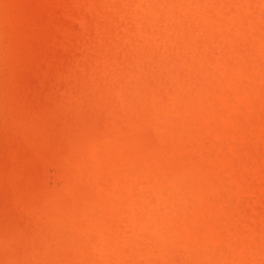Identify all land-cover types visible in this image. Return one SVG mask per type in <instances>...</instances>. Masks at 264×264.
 Masks as SVG:
<instances>
[{
    "label": "clouds",
    "instance_id": "clouds-1",
    "mask_svg": "<svg viewBox=\"0 0 264 264\" xmlns=\"http://www.w3.org/2000/svg\"><path fill=\"white\" fill-rule=\"evenodd\" d=\"M0 264H264V0L0 24Z\"/></svg>",
    "mask_w": 264,
    "mask_h": 264
},
{
    "label": "rangeland",
    "instance_id": "rangeland-1",
    "mask_svg": "<svg viewBox=\"0 0 264 264\" xmlns=\"http://www.w3.org/2000/svg\"><path fill=\"white\" fill-rule=\"evenodd\" d=\"M29 3L30 0H4L0 6V24L7 29L15 30L28 15ZM26 83L29 88H36V83L31 77L26 78ZM32 102L39 103L40 96L34 95Z\"/></svg>",
    "mask_w": 264,
    "mask_h": 264
}]
</instances>
